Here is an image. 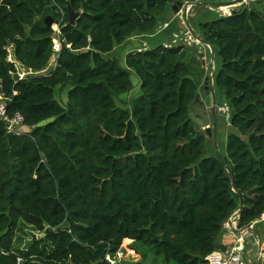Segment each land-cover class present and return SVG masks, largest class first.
<instances>
[{"label":"trees","instance_id":"obj_1","mask_svg":"<svg viewBox=\"0 0 264 264\" xmlns=\"http://www.w3.org/2000/svg\"><path fill=\"white\" fill-rule=\"evenodd\" d=\"M199 1L0 0V87L27 129L9 134L0 116V264H209L232 215L239 229L264 216V0L195 20L215 53L218 108L230 110L212 156L208 125L191 116L205 91L199 49L164 46L177 24L157 32L174 7ZM55 26L57 66L20 80L7 48L43 71ZM136 36L160 43L123 63L114 51ZM133 74L139 91L123 103ZM17 232L30 236L23 247ZM126 241L138 262H119Z\"/></svg>","mask_w":264,"mask_h":264},{"label":"rangeland","instance_id":"obj_2","mask_svg":"<svg viewBox=\"0 0 264 264\" xmlns=\"http://www.w3.org/2000/svg\"><path fill=\"white\" fill-rule=\"evenodd\" d=\"M234 0H200L197 4V6H190L189 8V12H188V21L189 23L195 28L196 24H195V20L203 13V12H212L215 15H221L224 16V13L226 12H232L233 10H238L240 8H242L244 5L249 4L250 2H253L254 0H241L240 3H238L237 5H230L227 6L228 3L233 2ZM255 2V1H254ZM187 4V3H186ZM225 4V5H224ZM184 9V8H183ZM184 14H185V9L183 10V19H181L179 16H177V14H175L174 10L170 11L168 17L170 20V22L168 23H160L157 32L159 33V35L164 34L165 32H167V30L170 28L171 26H173L174 24H177V28L175 31L172 32V34L168 37L170 39H168L167 41H163V43L165 44H174L175 41H177V44L183 43L185 40V33L187 31V25L185 22V18H184ZM204 16V15H203ZM202 17V16H201ZM205 17H203L204 19ZM168 24V27H165V25ZM172 24V25H171ZM171 25V26H170ZM170 26V27H169ZM196 33L197 29H195ZM199 34V33H198ZM159 35L154 38L155 40H157L158 38L161 40V36L159 37ZM175 35L178 36V40H176ZM167 38V35H166ZM150 37H145V36H136L134 37L131 41H129V43H133L135 45L132 44L131 48L129 50H134V49H145V48H149L151 47L153 44H159L160 41H156L153 42L152 40H154ZM134 40V41H133ZM135 46V47H133ZM196 48L199 49L200 51V46L199 44L194 45ZM127 52L128 48H125ZM124 51V52H125ZM202 54H198L200 61H201V65H203L204 70H205V75L206 77L209 74V66L206 67L203 63V61L206 60V63L209 64L212 58V52L211 50L206 46L205 50L201 49ZM122 55V53H120ZM123 57V56H122ZM58 57L54 56L49 64V66L47 67L49 69V71L51 70L52 63L57 62ZM57 64V63H56ZM215 66V65H214ZM48 69L46 70V72L49 73ZM44 72H41V74H43ZM28 74V73H27ZM40 73H30L29 72V76H36L39 75ZM47 74V73H46ZM205 77V78H206ZM132 80L133 83L136 84V89L130 94V95H125L123 98V103H128V101L130 100L131 96H135L138 91H139V80L138 78L133 74L132 75ZM66 92L64 90H59L56 94L57 99L60 102H66ZM223 98V95L221 92L217 93V99L220 100ZM201 101L202 103H198L194 108H193V112H191V116L193 118V120L195 121V123L199 124L202 128H204L206 125H210L209 127H212V113H211V109H212V103H213V99L212 96L210 94L207 93V91H202L201 92ZM121 105H123L122 103H119ZM193 113V115H192ZM218 118V117H217ZM212 139V137H211ZM221 139L219 136H217V142H218V150L222 151L221 149V143H220ZM211 142V141H210ZM215 146V147H214ZM211 145L209 144V142H207V146H206V156H212L216 153L217 151V147L214 144ZM218 152V151H217ZM219 153V152H218ZM39 236V235H37ZM27 232L25 233H21V232H17L16 236H15V242H16V246L17 247H23V245L27 244ZM131 241H126L124 242L123 246H122V250L120 252V256H119V262H126V263H134V262H138L141 257L139 255H137L132 249H131Z\"/></svg>","mask_w":264,"mask_h":264},{"label":"built area","instance_id":"obj_3","mask_svg":"<svg viewBox=\"0 0 264 264\" xmlns=\"http://www.w3.org/2000/svg\"><path fill=\"white\" fill-rule=\"evenodd\" d=\"M184 8V7H183ZM181 9V14H183V10L185 9ZM230 12H226L224 13V16H229ZM181 19H183L182 15H181ZM185 20V19H184ZM186 22V21H185ZM187 25V24H186ZM165 27H168V24L165 25ZM56 33H57V37L58 40L56 42H54V46H53V50L55 53V56L58 57V54L61 52L62 50V44L59 40L60 35H61V31L59 29L58 26L54 27ZM185 40L183 43H180L181 45L187 46V47H193L196 44H199L200 46V51L199 54H202V47L205 50L206 46L201 44L200 42H198V40L195 38V36L192 34V32L187 28V31L185 33ZM176 40H178V36L175 35ZM179 44H177V41L174 42V44H165V47H173V46H178ZM146 49V48H145ZM144 49V50H145ZM143 49H140V51ZM7 61L11 64H14L15 69H16V73H14L15 75L18 76V78L24 79L26 77L29 76V71H27L24 66H22L20 63H18L15 58H14V54H13V48L9 47L7 48ZM204 65L207 67V63L206 60L203 61ZM57 66V64H56ZM28 73V74H27ZM218 110L226 115L227 119L229 120L230 118V110L227 104H224L223 106L219 107ZM0 116L2 117V119L4 120L5 124H6V130L9 134L15 135V136H22L27 132L26 126H25V121L24 118L20 115V114H16L13 117L9 116L8 113V109H7V103L4 97V94L2 92V88L0 87ZM262 219L264 220V216H262ZM260 220V219H259ZM258 220V221H259ZM257 222V221H256ZM255 223V222H254ZM252 223V224H254ZM238 225V216L237 214L232 215L228 221L225 222V229L226 230H230L232 228V226ZM245 242L243 238H238L234 244L232 245V247L228 250L227 255L225 256L224 260L219 261L218 264H246L245 258H244V246ZM119 256L120 253L118 255V260H119ZM213 255L210 256L209 258V264H213ZM106 261L109 262L110 264H115L116 261H114L109 255L106 257Z\"/></svg>","mask_w":264,"mask_h":264},{"label":"crops","instance_id":"obj_4","mask_svg":"<svg viewBox=\"0 0 264 264\" xmlns=\"http://www.w3.org/2000/svg\"><path fill=\"white\" fill-rule=\"evenodd\" d=\"M181 9H179L178 13L174 11L175 14H177V16H179L180 18H181V15L183 17V14H181ZM193 29H194V27H193ZM134 42H136V41H134ZM129 44H131V43H129ZM132 44L127 46L128 51H130L129 49L131 48ZM135 44H133V45H135ZM164 45H165V43H164ZM125 50L126 49H122L121 47H118L116 49V51H114L116 53H122L121 60H122L123 63H125V58H126L127 54L129 53V52L125 51ZM138 50H140V49H138ZM56 63L57 62H55V61H54V63H52V66H50L51 67L50 71H49L48 68H46L45 70L40 71V72H33V71H29V72L30 73H40L39 75H36V76H40V75L47 76V75H50L51 72L55 69ZM214 65H215V58L213 60V57H212L210 63L207 64V67L209 66V69H210L213 66L214 69H215ZM47 69H48L49 73L46 72ZM41 72H44V73L41 74ZM224 104H226V103H224ZM211 113H212V117H211L212 118V122H211V124L213 126V111H212V109H211ZM223 117H224V114L223 115L222 114L219 115V113H218V118H217V134L218 135L217 136H219L220 139H221V141H220L221 145L226 141L227 132L231 128L230 127V123L228 122V119H227L226 115H225L226 118L224 117L226 122H224ZM209 126L210 125H208L206 127V130H207V128ZM214 144L217 147V151L220 152L218 150V142L216 143L215 139H214ZM254 224L256 225L258 232L262 236V241H263L262 248L259 247V239H258L256 234L247 233L246 232V233H243V234H241L239 236L235 235L234 234L235 231L239 230L238 225H235V226H232V228L230 230H226L225 229L226 231H224V235L222 237V241H221L222 243H221L220 249L215 251L214 254H212L213 255L212 258H213V261H214L213 264H218L219 261L224 260L225 256L227 255L228 250L232 247V245L234 244V242L238 238H243L244 242H245V244H244L245 248H244L243 254H244V258H245L246 264H264V220L261 218L259 221L255 222ZM222 248H225V250L223 251Z\"/></svg>","mask_w":264,"mask_h":264},{"label":"water","instance_id":"obj_5","mask_svg":"<svg viewBox=\"0 0 264 264\" xmlns=\"http://www.w3.org/2000/svg\"><path fill=\"white\" fill-rule=\"evenodd\" d=\"M240 2H241V0H234L231 3H228L227 6H230V5L234 6V5H237ZM197 5H200V4H190V3L183 4L182 3L178 7H174V11L178 13L179 9H181L183 7L185 8L184 18H185V21H186V24H187V28L192 32V34L195 36V38L198 40V42H200L201 44L207 46L211 50L212 57H213V60H214L215 53H214L212 47L200 36V34L196 33V31L193 29V27L191 26V24L188 21L189 7L190 6H197ZM68 10H69L70 22L72 24H75L79 14L76 13L70 6H68ZM46 24H47L48 27L54 26L53 19L51 17H48L46 19ZM53 37L56 38L57 37V33H55L53 35ZM214 75H215V69L212 66L210 68L208 76L205 78V81H204L205 91H207L212 96V99H213V103H212L213 126L212 127H208L207 130H206V133L208 134V136L213 137L215 139L216 143H217V135H218L217 134L218 104H217V101H216V93H215V88H214ZM199 98H200V96H198V99ZM229 176L232 178L231 174H229ZM232 182H233V179H232ZM246 232L247 233L256 234L258 239H259V247L262 248V245H263L262 236L258 232L257 227H256L255 224H251V225H249V226H247V227H245L243 229L236 230L234 234L239 236V235H241L243 233H246ZM222 250L224 251L225 248H222Z\"/></svg>","mask_w":264,"mask_h":264}]
</instances>
